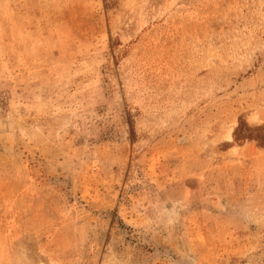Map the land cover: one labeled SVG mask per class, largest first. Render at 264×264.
Masks as SVG:
<instances>
[{"label":"rangeland","instance_id":"rangeland-1","mask_svg":"<svg viewBox=\"0 0 264 264\" xmlns=\"http://www.w3.org/2000/svg\"><path fill=\"white\" fill-rule=\"evenodd\" d=\"M0 264H264V0H0Z\"/></svg>","mask_w":264,"mask_h":264}]
</instances>
